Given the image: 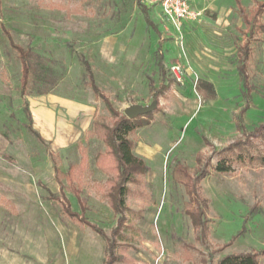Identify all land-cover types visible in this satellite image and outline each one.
<instances>
[{
	"label": "rangeland",
	"instance_id": "374dc122",
	"mask_svg": "<svg viewBox=\"0 0 264 264\" xmlns=\"http://www.w3.org/2000/svg\"><path fill=\"white\" fill-rule=\"evenodd\" d=\"M198 1L199 22L184 24L180 34L146 8L156 34L138 0H0V264H105L107 244L114 245L112 264H217L234 254H255L264 264V168L233 163L228 173L214 171L218 154L233 144H243L244 154L253 156L264 147V11L259 27L249 28L234 0ZM239 1L250 16L264 0ZM7 36L31 49L32 60L47 61L57 80L50 94L66 97L68 106L84 104L89 112L94 107L97 117H109L89 87L81 59L119 113L158 102L147 125L135 133L134 153L150 171L127 185L124 227L118 228L117 217L96 190L106 176L94 158L105 148L92 134V119L68 109L61 125L75 136L63 149L29 132L24 105L37 96L36 87L31 78L29 96H20V64ZM245 43L252 87L247 109L237 74V49ZM172 66L180 68V83ZM165 80L169 89L154 100ZM197 80L212 84L213 98L203 84L196 90ZM81 127L87 130L78 137ZM52 155L61 172L82 161L81 199L88 208L83 218L104 237L65 217L60 203L50 198L60 195ZM177 162L193 176L208 172L199 184L208 205L203 239L185 215L188 197L172 181ZM61 183L71 210L79 214L76 199Z\"/></svg>",
	"mask_w": 264,
	"mask_h": 264
},
{
	"label": "trees",
	"instance_id": "16d2710c",
	"mask_svg": "<svg viewBox=\"0 0 264 264\" xmlns=\"http://www.w3.org/2000/svg\"><path fill=\"white\" fill-rule=\"evenodd\" d=\"M235 3L239 15L246 27L251 28L253 25H257L259 27L257 20L264 11V1L256 3L255 9L250 14L251 17L246 15L244 8H242L240 5L239 0H235ZM141 13L145 17L148 28L153 29V31L158 34L157 28L151 21L144 6L141 9ZM7 38L9 40L10 47L15 50L18 55V61L21 69V76L19 79L20 96L22 98L29 96L28 85L31 78L34 88L36 87L35 94L37 96L49 94L56 86L57 80L54 75L55 73L52 72V70L46 65L47 61L37 56H34V59L32 60L33 57L31 49L24 50L20 46L14 45L9 39V36H7ZM156 53L157 66L162 73V76H164V67L162 64L163 56L159 51ZM237 54V74L242 87L241 97L244 100L246 104L245 107L247 109L250 105V95L252 92V87L248 83V75L246 71V64L250 54L248 43L238 47ZM81 62L83 64L85 74L89 80V87L91 88L95 97L102 100L104 107L109 114L108 118L97 117L95 115L91 126L93 136L99 140L105 148L104 152L98 153L94 158L96 169L106 176L105 183L103 185H97L96 190L105 200L106 204L113 212V215L117 217L116 221L118 228L122 226L124 227V215H126L128 212V208L125 204V198L129 193V188L127 185L139 183V178L145 176L150 171L145 161L134 153L137 144L134 137L137 130L147 125V122L144 121H146V118L150 117L151 114H147L135 120H129L123 114L116 111L112 107L109 100L100 93L98 87L96 86L93 72L89 63L84 59H81ZM201 84L205 85L209 96L213 98L214 91L212 84L203 80H197L195 83L197 91H199ZM170 85V81L165 80V84H162L158 90L155 91L153 95L154 100H157L159 96L163 95V93L169 89ZM38 87H41L40 90ZM24 112L30 125L28 127L29 132L40 142L44 143L43 139L33 130L31 126L32 119L27 105H24ZM244 112L245 111L242 110L238 115V118L241 119ZM255 133H260V128L256 129L254 131V134ZM244 152L247 153V148H244L243 144H233L227 149L221 151L218 154L214 171L220 174L228 173L231 171L233 163H257L259 166L264 168V147L262 151L255 156L244 154ZM197 160H199V156H197ZM51 162L53 165L55 179L60 188V195L57 196L55 194H50V198L60 203L61 212L65 217L87 226L98 236L104 237L102 231L99 228L89 224L83 218L88 208L85 202H83L81 199L82 182L80 177L84 171V168L81 166L82 161L80 162L79 166H69L65 172H61L58 169L53 155L51 156ZM207 176L208 172L206 168L205 170L196 172V174L193 176L186 166L178 162L175 163L171 171L172 181L180 185L188 197L185 215L190 219L194 231L199 234L201 239L205 238V210L208 209V205L207 200L200 196L199 184ZM61 181L65 182L66 190L76 199L80 207L79 214L74 213L71 210L70 203L64 195V188ZM113 233H115L114 235H118L117 230H115ZM113 246V244H107V249L105 248L106 262L110 260V262H105V264H112L111 260H113L114 257ZM217 264H258V261L255 254H234L221 258Z\"/></svg>",
	"mask_w": 264,
	"mask_h": 264
},
{
	"label": "crops",
	"instance_id": "0c3cea01",
	"mask_svg": "<svg viewBox=\"0 0 264 264\" xmlns=\"http://www.w3.org/2000/svg\"><path fill=\"white\" fill-rule=\"evenodd\" d=\"M192 6L195 10H200L198 0H195ZM152 9L157 11L158 18L164 25L171 26V24L161 20L159 9ZM26 102L28 104V110L31 115L33 130L43 139L44 142H49L52 146L59 149L68 147L74 142V140L72 139L75 135L70 131L64 129L61 125V123L67 120L68 109L70 111H76V114L86 116V120L92 119L93 121V118L96 115V109L94 107L91 108L89 112V109L84 104H80L78 108H75L72 105L68 106L66 97L53 95L50 93L42 96L27 98ZM2 109L3 102L0 101V113H2ZM86 130V128L81 127V129H79L78 131V137L84 135ZM0 141L2 142L1 136Z\"/></svg>",
	"mask_w": 264,
	"mask_h": 264
},
{
	"label": "built area",
	"instance_id": "2783aa9c",
	"mask_svg": "<svg viewBox=\"0 0 264 264\" xmlns=\"http://www.w3.org/2000/svg\"><path fill=\"white\" fill-rule=\"evenodd\" d=\"M145 8H157L160 11L162 21H165L180 34L184 24L190 22H199L201 13L192 6L195 0H138ZM170 72L176 82L180 83V68L178 66L170 67Z\"/></svg>",
	"mask_w": 264,
	"mask_h": 264
},
{
	"label": "water",
	"instance_id": "95a60500",
	"mask_svg": "<svg viewBox=\"0 0 264 264\" xmlns=\"http://www.w3.org/2000/svg\"><path fill=\"white\" fill-rule=\"evenodd\" d=\"M158 102L153 101L151 105L142 107L138 105H133L126 108L123 112L124 116L129 120H135L139 117H143L147 114L153 113L157 108Z\"/></svg>",
	"mask_w": 264,
	"mask_h": 264
}]
</instances>
